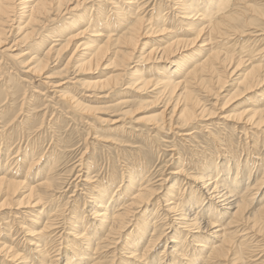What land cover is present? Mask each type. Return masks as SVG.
I'll list each match as a JSON object with an SVG mask.
<instances>
[{"label":"bare ground","instance_id":"obj_1","mask_svg":"<svg viewBox=\"0 0 264 264\" xmlns=\"http://www.w3.org/2000/svg\"><path fill=\"white\" fill-rule=\"evenodd\" d=\"M80 1L82 0H0V65H3L0 70L8 67L12 72L26 71L36 76H45L48 64L55 55L62 57L69 50L74 49L59 76L60 80H54L55 78L47 75L45 78L47 81L44 83L50 88H55L53 92L50 91L53 96L50 95L47 98L51 97L49 99H54L56 104L64 105L71 114L80 116L86 124L90 122V117L95 112L109 109V107L93 105L98 104L96 94L106 97L116 93L129 79L130 83H127L128 86H125V89H132L137 85L141 90L149 89L150 93H146L150 97L151 94L155 95L153 96L155 106L162 104L163 111L159 115L160 118L149 123L152 126L148 129L149 131L177 132L178 136L181 134L180 138L182 137L184 142H188L195 138L197 132L207 133L211 137L215 129L224 131L225 128H230L240 131L239 133L251 139L256 145L263 140L261 136H264V102H262L264 100V64L262 62L250 64L252 57L249 58V55L252 56L264 50L254 49L264 40V0H204L205 3L202 6L199 4L201 0H156V2L154 0H83L82 3ZM82 6L93 11L87 28L68 38L58 33V23L65 20V15L79 10ZM161 9L166 11L163 12ZM155 15L161 18L159 21L164 26L162 32L169 31L166 27L175 22L184 25V22L180 21L181 18L188 20L200 18L205 26L198 28V32L194 33L192 39H186L184 33H179L158 47L151 46L148 51L146 47L151 44V41L143 42V39L155 32L153 29L156 24L154 20L157 18ZM51 25H54L53 28L48 30ZM185 25L191 26L189 23ZM47 31L48 35H45ZM89 31L92 32L90 37H94L93 40L88 37L87 41L80 44H77L79 41L74 42L75 39L86 37ZM14 32L16 37L13 39V46H8L9 37L13 36ZM43 43H48L49 47L47 45L48 49L41 54L38 53L41 47L38 49L37 47ZM213 45H218V48ZM15 46L24 50L15 55L13 52ZM205 51L209 54L203 55ZM139 52H141L140 58L136 60V53ZM176 57L178 60L175 72H169L162 63H175ZM104 62H108L107 67H116L113 69L114 75L87 82L71 77V70H77V75H83L81 71L98 69ZM150 64L153 74H148L149 70L145 72L147 68L137 69L139 65ZM244 67L247 68L244 69ZM133 69L136 70L133 71ZM243 69L246 72L240 73ZM181 73L184 74L183 77H180ZM229 81L236 85L229 100L233 101L232 107H237V110L231 115H226L223 113L226 108L222 107L220 108L222 113L217 114L216 110L219 106L217 99L220 94L226 92ZM8 83L10 82L3 84L4 86L0 85V90L5 92V86L9 88ZM6 91L9 92L7 89ZM87 92H93V94ZM253 94L257 96L253 97ZM33 96L32 94L31 97ZM132 103L127 98L117 100L110 107L114 109L111 115L119 113L124 118L135 113L134 110L137 112L142 108L134 109ZM222 114H224L221 116L222 120L217 119L218 115ZM23 121L25 123L29 119ZM6 123L0 121V134L7 129ZM133 123L134 125L130 124L132 125L130 127L124 123V127L131 132H139L140 135L142 128L137 129L139 121L135 120ZM3 134L5 133H2L0 137ZM29 146L28 144L27 148L30 153L28 150L25 151L22 153V158L29 154L32 156L33 152H36L34 145ZM15 149L17 154L21 150L20 147ZM10 150H12L11 146L8 153ZM250 157L249 154L246 156V163L243 164L245 170L240 167L242 159L234 156L226 157L228 160H224L221 164L213 160L209 161L205 167L198 170L195 168L194 175L180 168L174 173L183 175L188 181H181L180 186L173 183L169 188H165L166 192L162 196L158 195L159 197H156V190L150 186L146 167L142 166V171L141 167H133L134 169L128 172L125 178L120 177L121 183L123 179L128 182L125 189L122 191L117 189L110 200L107 198V187L111 184V180H106L104 182L106 185L93 184L95 180L90 176L89 169L92 167L88 165L84 173L86 186L91 185L90 192L86 193L88 191L86 187H82L83 190H81L85 191L82 194L86 197L85 208L81 206L78 198L72 200L69 215L65 219L67 233H64L66 235L63 236L64 239L62 238L63 241L61 240L58 247L53 248L55 249L53 258L49 256V246L51 247L50 244L54 242V239L57 240L59 237L61 239L63 235L60 233L63 225L55 221L56 208L52 210L59 202L54 197L58 189L54 177V165L42 181L40 180L36 185H30L28 193L16 201L13 199L17 197L19 188L26 182L17 180L19 174L17 171L14 173L13 169L11 170L12 167H9V170H5L0 175V198H4L3 205L0 204V211L5 208L14 209V211H9L10 213L7 214L13 217L10 218L12 220L9 221L10 223H6L5 217H2L1 221L6 225L4 224V229L0 228V237L8 231L9 243L13 233L17 236L19 231L26 235H34L36 242L30 245L34 246V254L37 255L22 256L21 252L15 250L17 245L12 240L9 245L0 243V257L4 256V261L7 258H18L22 260V264H34L33 261L40 264L46 262L59 264L63 255L62 250L66 248L71 250V254L65 264H154L152 254L155 247L161 240L169 238L172 245H165L158 264H242L249 263V260L253 264H264V260L261 259L264 256V195H259L262 190V193L264 192V176L255 184L251 181L253 172L259 170L264 173V163L262 159L253 160ZM12 158L15 159L16 156ZM41 158L42 156L33 160L28 173L32 170L38 173L41 170ZM54 158L56 161V154ZM258 160L260 161L257 165ZM10 162L12 161L9 160L8 164ZM17 162L14 160L11 165L17 167L19 165ZM247 163H249L248 166ZM256 165L259 169L255 170ZM247 171H249L248 181L242 190L243 178L245 180ZM111 178L113 179V176ZM136 185L138 186L135 187ZM121 187H123L122 184L118 186V188ZM155 201L156 208L151 217L149 205ZM256 204L261 205L257 210H255ZM217 207L224 210L223 215L229 216L230 221L226 227L218 224ZM50 210L53 212L50 217L48 216L47 221H43L41 230L34 232L32 229L23 228L24 223L20 220L23 219V215H32L41 220L42 216L49 215ZM30 221L35 222L33 218ZM160 225L169 226L172 229L170 234L157 233ZM152 228L153 234L148 238L147 245L143 247L146 233ZM127 231L129 232L126 233ZM201 232L212 236L210 239L203 238L205 242L208 239L211 241L208 245L199 241L197 233ZM124 239V245L119 247ZM188 241L196 247V249L193 248L190 259L186 250L189 244L185 248ZM166 255L170 257L165 260ZM201 255L204 256L201 257ZM125 256L128 258L124 259Z\"/></svg>","mask_w":264,"mask_h":264},{"label":"rangeland","instance_id":"obj_2","mask_svg":"<svg viewBox=\"0 0 264 264\" xmlns=\"http://www.w3.org/2000/svg\"><path fill=\"white\" fill-rule=\"evenodd\" d=\"M82 1H80V2L82 3ZM154 1L156 2V0H154ZM204 3H205L204 0H201L199 2L200 6H202ZM86 9H87V7L82 6L79 10L65 15V20L62 21L61 23H58V25H59V28L57 29L58 33H61L64 37L68 38V36L76 35V34L80 33L82 30L86 29L88 26L87 23H88L90 17L93 16L92 15L93 11L88 10L89 8L87 10ZM161 10H163V9H161ZM164 11H166V10L164 9L163 12ZM201 13H202V10H201ZM155 17H157L154 20V22H156V24L153 28V29H155V32L152 33L151 35L148 34V37H145L143 39V42L144 41H151V44L146 47V50H148V51L150 50L149 48H151V46L156 45V47H158L159 45L169 41L170 38H173L174 35H177L179 33H184L185 34L184 37L186 39H192L194 37V33L198 32L197 29L198 28L201 29V28H203V26H205V24H202L203 21H200V18H197L195 20L194 19L188 20V19H182L181 18L180 21H183L184 25L179 24V22H175V24H172L171 26L169 25L166 27L169 31L164 30L162 32L161 30H162V28H164V26H162V24L159 21V20H161V18H158V16H156V15H155ZM187 23H189L191 26L185 25ZM55 25H57V23ZM53 26L52 25L49 26L48 30L53 28ZM171 31H172V33H169ZM90 33H92V32L89 31V34L85 35L86 37L75 39L74 42L79 41L77 44H80L81 42L87 41L88 37H89V39L93 40L94 37H90ZM45 35H48V31L45 33ZM15 37H16V32H14L13 36L10 35L9 40H8L9 41L8 46H13V39ZM47 45H48V43H43V45L38 46L37 49L39 47H41V48H39L41 50L38 51V53L40 52L42 54L43 51L46 52V50L49 47V45H48V47H47ZM213 47L218 48V45H213ZM70 49H72V47ZM254 49H257V50L264 49V40L259 46L255 47ZM13 50H15L13 52L16 55L19 52H21V50H24V48L18 49L17 46H15L13 48ZM73 51H74V49L72 51L69 50L68 51L69 54L67 53L68 55L66 54V55H63L62 57H57L55 55L53 57V59L48 64L47 70L45 71V76L44 75L36 76L35 74L26 73V71L12 72V70H9L8 67L4 68V70H0V72L2 73V74L0 73V75L2 76L0 78V85H3V84L5 85V83L10 82V83H8L9 88H7L5 86V88L9 91L8 93H10V95L7 93L6 89H5V92L0 90V110L2 109L0 111V118L2 120L0 119V121L7 122L6 123L7 129L2 132L5 134H3L0 137V147H1L0 148L1 149L0 150V175H2L5 170H9L10 169L9 167H12L11 170L13 169L12 171L14 173L17 171V173L19 174L17 180L26 182L24 186H21L19 188L17 197H15L13 199V201H16V200H20L24 195H26L28 193V188L30 185L33 186V185H36L40 180L42 181L43 178H45V175L49 173L50 169L54 165L53 166L55 168L54 169L55 170L54 171V175H55L54 177H55V181L57 183L56 186H58V189L54 193V197L57 198L59 202L57 201L58 203L55 204V207L52 208V210H54L56 208L57 212H54L56 214L55 215L56 216L55 221L59 222L60 225H63V227L60 228V230H61L60 233L63 235L61 236V239H60V237H59V239L57 238L58 241L54 239L53 240L54 242H52V244H50L51 247L49 246V253H50L49 256L51 258H53L55 256V254H53V251H55V249L58 247L61 240L63 241V239H64L63 236L66 235L64 233H67L66 229H65L67 227V223H66L65 219L69 215L68 213H69V208L72 205L71 204L72 200H75L76 198H78V200L82 204L81 206L83 208H85V205H84L85 200L84 199L86 197L82 196L83 192H85V191H81V190H83V188L86 187V189L88 190V191H86V193L90 192L89 189L91 188V185L86 186V184H85L86 177H85V173H84L85 168L88 169V165L90 167H92L89 169H90V173H91L90 176L94 177V180H95V182L93 184H95L97 186H101L102 184L106 185V183H104V182H106V180H109V179L111 180L110 181L111 184H109L107 187L108 188V192H107L108 197L107 198H109V200H110L112 195L114 193H116L117 189H120L122 191L127 186V184H128L127 180L123 179V181L121 183V181H120L121 178H125L128 175V172H130L132 169L140 168V167L142 168V166L146 167V172L148 173L147 176H149V180H150V186H151V188H153V190H156L155 191V194H157L156 197H159V196H162L166 192V189L169 188L173 183H176L177 186H180L181 181H186V182L188 181V179H186L183 175L174 173V171L177 172L178 170H180V168H183L187 171V173L194 175V174H196L195 168H197V170L201 169L202 167H205L209 161L213 160L215 163L217 162L218 164H221L224 160H228V158H231L234 156L235 158L239 157L242 159L240 167L241 168L243 167V170H245L244 169L245 166L243 164L246 163L245 159H246V156H248V154H249V157L252 156L250 158H252L253 160H256V158H259V159H262L263 163H264V136H261L263 140L261 139L262 141L257 142V145H256V144L252 143L253 141L251 139H249L246 136H244L243 134L239 133L240 131L238 132V131H234V129L225 128V130L223 129L224 131H222L221 129H215L214 130L215 133L213 135H211V137L207 133L197 132V134H195V138H193L192 140H190L188 142H184L183 138L182 137L180 138L181 134L178 136L177 132H169L168 130H166L164 132L163 131L158 132L156 130L155 131L154 130L149 131L148 129L152 128V126L149 123L153 122L154 119L160 118L159 115L163 111L162 104L159 105L160 104L159 103L155 106L154 98H153V96L155 97V95L151 94V97H150V95H147V93H146V92L150 91L149 89H147L146 91H144V89L141 90L139 88L140 86H138V85L136 87L134 86L132 89L131 88L125 89V86H128L127 83H130L129 79L123 83V85L126 83L123 86V88L119 89L116 93H112L106 97H100L101 94H96V95H98L96 97V100H98V104H93V105L100 106V107H106V108L109 107V109L104 110L103 112H101V111L95 112L94 114L91 115L90 122L88 124H86L85 121H83L80 116L75 115L77 117L76 118L73 114H71L69 112V110L64 107V105H62V104L60 105V103L56 104L54 99H52L54 102L52 100H50L51 97L53 96V94L50 91L53 92L55 90V88H50L49 85H46V83H44L47 81V80H45L47 75L51 76V78H55L54 80H57V81L60 80L59 76H61V73L63 72L65 65H66V63H67V61H68V59L71 56ZM140 53L141 52L136 53V56H135V57H137L136 60H139ZM204 54L207 55V54H209V52L206 53V51H205L203 53V55ZM249 58H251L250 59L251 63L249 61L250 64H258L260 62H262L264 64V50L261 51L260 53L256 52L252 56L249 55ZM174 60H176L175 63L174 62H163L162 63L163 66H165L169 72H175L174 70L176 67L178 57H176ZM179 61H181V60H179ZM107 65H108V62H104L101 65V67H99L98 69L92 68V69H86L84 71H81L83 73V75H81V74L77 75V73H78L77 70H74V71L71 70L70 74H71V77L77 78V79H80V80L86 81V82L87 81H96V80H100V79H106L110 75H114L113 69L116 68V67H114V68L113 67H107ZM1 66L3 68V65H0V68H1ZM188 66L189 65H187V67ZM139 67H143V69L147 68V70L145 72H148V70H149L150 73H148V74L154 73L153 68L151 67V64L150 65H139L137 67V69ZM246 68L247 67H244V69H246ZM244 69L240 73H242L243 71L245 73L246 71ZM135 70L136 69H133V71H135ZM182 73H181L180 77H183L184 74H182ZM9 79H11V80H9ZM25 80L28 82L24 83V82H26ZM3 81H4V83H3ZM40 83H43L44 85L40 84ZM233 84H234V82L229 81V83L226 87V92H223L222 94L219 95V98L217 99V104L219 105L217 107V110H216L217 114L222 113L221 109H220L222 107L226 108V110L223 111V113L226 115H231L234 112H236L237 107L236 108L232 107L233 101L229 100L231 94L236 89V85H233ZM10 87L13 88L12 92H11L12 88L10 89ZM34 89H35V91H34ZM138 89H140V90H138ZM40 90H43V91H40ZM33 92H37V93L34 94ZM43 92H45V93H43ZM87 93L91 94V95L93 94V92H87ZM25 94H27V95H25ZM32 94L34 95L33 97H31ZM6 95L9 97H7ZM39 95H41V96H39ZM50 95H51V97H49L50 99L47 98V96H50ZM254 96H257V95L253 94V97ZM35 97H37V98H35ZM43 97H45L46 100ZM121 98H127L130 101H132L133 102L132 106L135 107L134 109H137L138 107H142V108H140L137 112L134 110L135 113H133L130 116L124 117V118L121 115H119V113H115V114L111 115L112 111H114V109L110 108V107L113 106L117 102V100H119ZM262 102H264V100H262ZM87 104H90V103H87ZM224 114L218 115L217 119L222 120L221 116H223ZM24 119H29V121L23 123ZM96 120H100V121H96ZM116 120H119V121L113 123ZM135 120L139 121V123L137 124L138 125L137 129L141 130V128H142L143 133L140 132L141 133L140 135H139V132H131V130L126 129L127 127H124V125H125L124 123H126L128 127L134 125L133 122H135ZM52 121L53 122L55 121V122L53 123ZM13 122H14V124H13ZM130 124H132V125H130ZM122 126H123V128H122ZM47 127H49V128H47ZM8 133L9 134L11 133V134L9 135ZM217 133H218V135H217ZM200 134H202V135H200ZM11 135H12V137H9ZM203 135L207 136L208 138L204 137ZM4 136H5V138H4ZM225 136H226V138H225ZM261 137H259V138H261ZM2 140H3V142H2ZM177 140H179V141H177ZM259 143L262 145H260ZM28 144L30 146L34 145L33 147H35L36 152H33L32 156H30V154H29V156L22 158V155H23L22 153H24L27 150L29 152V148H27ZM219 145H220V147H219ZM237 145H239V146H237ZM10 146H11L12 150H10L8 153V149L10 148ZM185 146H187V147H185ZM190 146H192V147H190ZM18 147H20L21 150L17 154V152H16L17 149H15V148H18ZM250 147H251V149H250ZM85 151H86V153H85ZM54 153L56 154V161L54 158V155H55ZM17 155H18V157H17ZM15 156H16L15 159L12 158ZM40 156H42V158H41V162H40L41 170L38 172L39 175H37L38 174L37 172L34 173L33 170L28 173V170L30 168V164L33 162V160H37ZM229 156H231V157H229ZM226 157H228V158H226ZM6 160H8V161H6ZM9 160H11L12 162L14 160L16 162L18 161L17 163L19 165L17 167H15L14 165H11L12 162H10L8 164ZM259 161L260 160L257 161V165H258ZM5 164H8V166L4 167ZM83 164L85 167L83 166ZM248 164L249 163H247V166H248ZM257 165H256L255 170L258 168ZM142 170H143V168L141 169V171ZM248 174H249V171H247L245 174V180L243 178L244 185H243L242 190H244V188L246 187L245 184L248 181ZM197 175H199V174H197ZM112 176H113V179L111 178ZM262 176H264V173L262 171L257 170V171L252 173L251 181H253V184H255L256 182H258L262 178ZM73 179H74V181H73ZM186 182H185V184H186ZM120 184H122L123 187L118 188V186ZM137 186L138 185H136L135 187H137ZM186 187H185V189H186ZM59 188H61V189H59ZM262 191L259 193V195L260 194L264 195V192L262 193ZM260 197H262V196H260ZM3 201H4V198H0V204L1 205H3L2 204ZM255 206H256L255 210H257L261 205L256 204ZM4 207H6V206H4ZM155 208H156V201L152 202L149 205V209L152 212L150 214L151 217L153 215V212H155ZM52 210H50L49 215L42 216L41 220L39 218L33 217L32 215H28V216L23 215L22 216L23 219H20L24 223L23 228L32 229V231H34V232H36L37 230H41L43 221L44 222L47 221L48 216L50 217L51 212H53ZM61 210H63V211H61ZM9 211L12 212V211H14V209L9 210V209L5 208V209H2L0 211V226H1L0 228L1 229H4V227L6 225L3 221H1L2 217L3 218L5 217L6 223H10L9 221H12L11 219L13 217L7 216V214L10 213ZM222 212L224 213V210L217 207L216 215L218 218L217 221H219V223L218 222L217 223L223 224V227H226V224L230 221V219H229V216L223 215ZM31 218H33L35 220V222H31L30 221ZM64 223H66V224H64ZM63 229H64V231H62ZM18 230H20V229H18ZM95 230H96V228H95ZM171 230L172 229L169 226L166 227V225L165 226L160 225L157 229V233L166 232V234H168V233L170 234ZM25 231H27V230H25ZM128 232L129 231H127L126 233H128ZM184 233L186 234V232H184ZM8 234H10L8 231H5L4 234H1L0 243H7L9 245L10 243H12V240H14L13 243H15V245H17L15 247V250H18L19 252H21L22 256L26 255L28 257H32L31 254L33 256L37 255L36 253L34 254V250H33L34 246L30 245V243L36 242L34 237H33L34 235H30V234L26 235L25 233H22L19 231V234L17 236H15L13 233L12 237H14V238L11 237L10 238L11 242L8 243V237H7ZM146 234L147 235L143 240V245H142L143 247H145L147 245L148 238H150L151 235L153 234V228L150 229L149 232H147ZM197 235L199 236V241L201 243L208 245L211 242L209 239L212 238V236L209 233H206V232L202 233L201 232V233H197ZM59 236H60V234H59ZM57 237H58V235H57ZM126 237L127 236H125V238ZM204 237L209 238L207 242L204 241V239H203ZM30 240H32V242H30ZM130 241H132V240H130ZM124 242H125V239L120 242L119 247L123 246ZM53 243H54V247H53ZM166 244L172 245L171 240H169V238L167 240H161L160 243H158L157 246L155 247V250L152 254V257H153L152 259L155 260L154 264L159 263L160 256H161ZM188 244H189V246H188ZM53 248H55V249L53 250ZM84 248H83V250H84ZM185 248L188 251L187 255L189 256V259H190V257L192 256L191 254L193 253L192 250H193V248L196 249V247H194V245L191 244V241L190 242L188 241ZM129 249H130V247H129ZM70 252H71V250L69 251L66 248L62 250L63 255L61 256V260H60L59 264H65L66 263L67 258L70 257V254H71ZM87 254H91V252L90 253L87 252ZM84 256H86V254ZM203 256L204 255H201V257H203ZM169 257H170V255H168V256L166 255L164 258L166 260V259H169ZM125 258L127 259L128 257L125 256L124 259ZM261 259L264 260V256ZM39 260H41V259H39ZM21 261L22 260L18 259V258H15V259L7 258L4 261V256L0 257V264H1V262H4V264H22ZM84 261L86 263V260H84ZM184 262L187 263L186 261H184ZM33 263L34 264H40L39 262L36 263L34 261H33ZM42 264H47V262L42 263ZM242 264H253V263H251V261L249 260V263L245 262Z\"/></svg>","mask_w":264,"mask_h":264}]
</instances>
